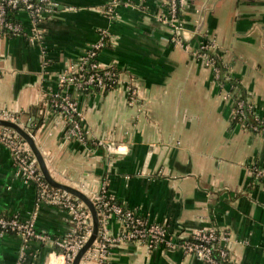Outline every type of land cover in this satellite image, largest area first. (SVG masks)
I'll return each instance as SVG.
<instances>
[{
  "label": "crops",
  "instance_id": "0c3cea01",
  "mask_svg": "<svg viewBox=\"0 0 264 264\" xmlns=\"http://www.w3.org/2000/svg\"><path fill=\"white\" fill-rule=\"evenodd\" d=\"M111 1L53 0L52 14L39 26L41 40L0 34V114L34 133L57 180L91 197L105 183L122 204L166 222L172 234L215 228L228 235L223 244L236 264H264V180L252 174L264 166V133L231 120L230 86L222 89L213 69L194 55L204 38L190 33L202 18L223 66L264 117V0H187L182 42L165 21L164 0H122L113 16L105 12ZM20 17L30 28L29 16ZM103 30L108 38L98 60L120 70L119 84L87 94L61 88L59 74ZM131 84L136 97L128 94ZM58 91L83 113L87 143L68 137L66 120L49 105ZM102 138L114 152L94 144ZM0 214L32 220L52 238L70 231L67 212L37 201L35 183L18 174L4 144ZM109 228L117 234L122 226L112 217ZM54 249L52 241L8 234L0 237V264H65ZM110 255L109 264H205L180 249L148 250L126 241Z\"/></svg>",
  "mask_w": 264,
  "mask_h": 264
},
{
  "label": "built area",
  "instance_id": "2783aa9c",
  "mask_svg": "<svg viewBox=\"0 0 264 264\" xmlns=\"http://www.w3.org/2000/svg\"><path fill=\"white\" fill-rule=\"evenodd\" d=\"M168 9V19L174 29V41H184V33L188 30L182 19V12L185 9L187 0H164ZM122 0H112L105 6V12L111 16L116 14V9L121 6ZM53 0H0V33H8L12 36L30 35L32 40L42 39V30L39 27L41 22L52 14ZM16 12V19H10V11ZM26 13L30 18V28L20 17ZM203 19L197 20L190 33L204 38L194 51V55L203 59L208 67L214 71L215 81L224 89L226 81L232 79L230 72L220 70L217 66V59L211 55L218 54L216 44L209 39L203 31ZM30 31V33H29ZM29 33V34H28ZM108 32L102 31L98 41L92 43L84 51L83 55L76 62L69 63L59 74V85L61 88L73 86L82 92L90 86L99 88H113L120 82L121 72L116 67L102 66L98 60L99 52L106 46ZM188 48L189 45L184 44ZM48 62V61H47ZM222 80V79H221ZM225 93L227 100L232 103L231 120L238 118L246 128L264 133V128L246 123L249 114L257 122H263V117L256 111V106L249 99H238L232 85ZM137 86L131 84L128 88L130 97L137 96ZM49 105L57 110L67 122L68 137L87 143V132L83 125V113L79 110L77 103L61 91L49 95ZM0 117L16 120L7 112H2ZM20 123V122H19ZM21 124V123H20ZM0 144L9 147L17 164L18 174L25 180L35 183L37 189V201H44L65 210L71 223L70 231L62 238H52L46 233L35 228L34 222L25 220L20 216H7L0 214V237L8 234H19L23 239L52 241L57 249H54V256L60 255L64 258L65 264H71L79 249L85 244L92 232V215L89 208L80 200L69 193L52 187L46 182L39 170L36 158L28 144L13 129L0 127ZM94 144L113 151L111 142L102 138L94 141ZM252 174L255 180H264V166H254ZM95 204H98L100 216V232L94 245L84 255L81 264H109L111 247L119 242H135L145 246L148 250L163 248L165 250L180 249L186 255H192L203 261L205 264H236L230 250L223 241L229 238L215 228L193 232L188 237H180L172 234L166 222H156L144 216L136 209L128 208L119 200H116L109 193L108 187L102 183L99 191L91 197ZM115 217L121 223V230L112 234L109 230V220Z\"/></svg>",
  "mask_w": 264,
  "mask_h": 264
},
{
  "label": "water",
  "instance_id": "95a60500",
  "mask_svg": "<svg viewBox=\"0 0 264 264\" xmlns=\"http://www.w3.org/2000/svg\"><path fill=\"white\" fill-rule=\"evenodd\" d=\"M0 127H7L13 129L23 140L28 144L33 152L42 178L48 182L52 187L60 189L64 193L73 195L76 199L82 201L90 210L92 215V232L85 244L79 249L71 264H81L84 255L94 245L100 232V216L91 196L85 193L83 190L66 184L57 180L51 173L47 160L41 151L40 147L36 143L34 133L28 131L22 124L15 120L0 117Z\"/></svg>",
  "mask_w": 264,
  "mask_h": 264
},
{
  "label": "trees",
  "instance_id": "16d2710c",
  "mask_svg": "<svg viewBox=\"0 0 264 264\" xmlns=\"http://www.w3.org/2000/svg\"><path fill=\"white\" fill-rule=\"evenodd\" d=\"M16 12L14 11V10H11L10 11V15H9V18L10 19H16ZM0 34H4V35H7V36H9V37H13L11 34H8V33H0ZM26 36V35H25ZM211 55L213 56V57H215L216 59H217V66L220 68V70H225V67L223 66V64H222V59H221V57L220 56H216L214 53H211ZM222 79V80H221ZM220 79V81L222 82H224L225 84H228V85H232L233 86V89L235 90V96L238 98V99H244V98H246L247 97V94L244 92V90H243V87H242V85H241V83L239 82V80L238 79H230V80H228V81H226L225 79H223V78H221ZM109 90V88H105V89H103V90H101V89H99V88H94V87H92V86H90L89 87V89L87 90H85V91H83V92H85L86 94L88 93V92H90V91H108ZM263 120H264V117H263ZM233 122H235V123H237V122H240L239 120H238V118H236L235 120H233ZM246 123L248 124V125H250V124H253V125H257L258 127H260V128H264V121L263 122H257L256 120H255V118H253L252 116H251V114H249L248 116H247V118H246ZM90 143V142H89ZM258 167H260L259 166V164L257 165ZM116 200H118L117 198H115ZM96 205V207H97V210L99 211L100 209L98 208L99 206H98V204H95Z\"/></svg>",
  "mask_w": 264,
  "mask_h": 264
}]
</instances>
